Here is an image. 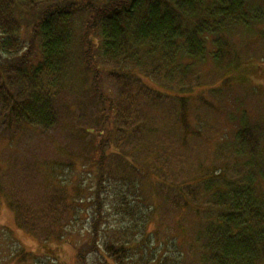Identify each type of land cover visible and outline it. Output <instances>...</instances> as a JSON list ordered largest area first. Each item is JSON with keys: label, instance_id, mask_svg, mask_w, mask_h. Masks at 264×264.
<instances>
[{"label": "trees", "instance_id": "16d2710c", "mask_svg": "<svg viewBox=\"0 0 264 264\" xmlns=\"http://www.w3.org/2000/svg\"><path fill=\"white\" fill-rule=\"evenodd\" d=\"M262 58L264 0H0V145L53 130L66 107L72 117L92 105L94 122L112 126L82 129L97 134L98 157L81 162L94 186L74 183L70 193L67 179L52 183L40 204L18 203L16 222L44 247L78 241L76 264H264V111L254 118L242 102L223 103L227 73ZM206 84L204 125L190 135L209 148L218 118L234 131L208 154L201 181L172 182L187 150L175 160L156 125L175 108L190 130L187 99ZM154 197L164 212L147 203ZM159 221L175 230L168 242L148 231ZM155 243L160 252L149 250Z\"/></svg>", "mask_w": 264, "mask_h": 264}, {"label": "rangeland", "instance_id": "374dc122", "mask_svg": "<svg viewBox=\"0 0 264 264\" xmlns=\"http://www.w3.org/2000/svg\"><path fill=\"white\" fill-rule=\"evenodd\" d=\"M259 44L260 42L252 40V49H249V52L252 53L257 50ZM225 78L231 79L230 85L226 82L224 88L226 96H224L225 101L223 103L225 106H228L231 111L237 105L235 102H242L240 107L247 108L252 117L256 118V115H261V112L264 111V58L240 65L238 68L229 71ZM207 85L196 87L190 91V98L187 99L188 108L190 109L186 111V123L190 128L187 131L188 133L183 131L179 127L180 125L175 122V116L180 117L176 114L175 108L170 113L171 119L164 117L161 121L162 126L160 127L163 128L155 124L174 143L171 149L175 154V160L181 159L182 153L185 156L184 151L187 150V157L176 161L175 171L171 172L169 176L172 182H182L185 178L193 179L194 182L201 181L204 178L205 169L212 165L211 159H208V154H211L214 146L220 144L221 140H225L227 136L230 140V135L234 131V125L227 126L223 118H218L217 136L214 144L209 145V148L201 141L203 139L198 141L190 135L191 130L198 128V124L204 125L205 117L201 112L204 107L203 104H206L205 99L208 98L206 94L210 90L208 88H212ZM101 86L102 90H105L104 83ZM64 104L66 106L70 105L71 100L66 99ZM90 106L89 108H83L80 113L77 110V114L72 117H70L66 107L64 111L67 115L63 119L61 118L59 125L53 130H27L18 134L21 135V138L18 137V142L11 148L6 147L7 143L0 145V174H2L0 182L5 192V194L0 192V264H34L35 262L38 264L39 260L44 259L43 256L46 255L56 257L63 264H76L77 247L75 245L79 244L78 241L75 240V245L54 243L44 247L38 239L24 231L16 222L15 209H18V203L20 207L21 204H23V207L25 204L33 206L40 204L41 192L51 194V188L57 186H52V183L60 182L61 179H67L69 182L70 193H73L72 184L74 183H82L86 188L94 186V171L92 170L90 173L89 169L82 168L83 163L81 162L86 161L85 167H88L92 163L87 162V160L92 156L98 157L94 154V149L98 144L97 134L85 133L82 129L84 127L87 129L95 128L101 125V129L105 134L112 126L109 122L97 121L95 123V108L92 105ZM257 110H259L258 113ZM204 111L206 110L204 109ZM78 116H81L82 119L76 118ZM209 120L207 118V122ZM165 126L171 127L173 130L172 136L164 132H170L169 128ZM182 136L183 141L180 139ZM185 144L188 145L185 146ZM189 144H191L190 148ZM195 149L197 150L195 151ZM198 160L203 163L204 167L199 169ZM70 163L74 165V170L71 173L68 169ZM52 168L55 169L54 174L50 172ZM47 188L48 190H44ZM142 188L145 190L146 185L144 184ZM8 190H11L12 193L4 199ZM147 196L148 193H146ZM147 201L149 205H154V212H164L161 207L162 204L160 205L155 197L153 202L150 199ZM15 204L17 207H15ZM193 217L196 219L195 216ZM159 223L160 228L156 229L155 226H152L148 231L153 229L162 236L160 240L166 242L169 241L171 236H176L174 229L162 225V221H159ZM183 223L182 221L181 225ZM191 227H194V225L190 222L186 229L182 228L183 232H188ZM157 243L153 244L149 250H154L158 246V252H160L162 244ZM23 253L28 254V257H23Z\"/></svg>", "mask_w": 264, "mask_h": 264}]
</instances>
